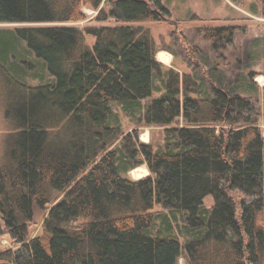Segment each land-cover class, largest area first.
<instances>
[{
    "label": "trees",
    "instance_id": "1",
    "mask_svg": "<svg viewBox=\"0 0 264 264\" xmlns=\"http://www.w3.org/2000/svg\"><path fill=\"white\" fill-rule=\"evenodd\" d=\"M84 6L116 24L69 25ZM171 16L162 0H0V24L21 26L0 30V104L15 126L0 152V238L14 248L0 247V263L264 264L262 115L226 74L214 83L164 69L151 30L136 24ZM235 32L207 35L221 50ZM21 44L47 82L26 80ZM144 100L137 126L166 128L157 150L111 122L114 103L141 112ZM142 165L150 175L130 179ZM156 207L185 229L165 217L152 234ZM38 208L48 210L45 231L30 238Z\"/></svg>",
    "mask_w": 264,
    "mask_h": 264
},
{
    "label": "rangeland",
    "instance_id": "2",
    "mask_svg": "<svg viewBox=\"0 0 264 264\" xmlns=\"http://www.w3.org/2000/svg\"><path fill=\"white\" fill-rule=\"evenodd\" d=\"M172 16L162 22L137 23L149 28L154 37L157 48V60L164 65V69H175L181 75L193 73L198 70L203 78L226 74L230 88L242 95L256 101V106L262 117L261 129L264 133V9L260 0H162ZM254 6V7H253ZM84 20L69 25L77 26L81 30L88 27L115 25V20L107 23L98 21L99 11L90 6L83 7ZM18 24H0L1 29H15ZM236 27V34L231 45H224L221 50L213 49L212 41L207 35L212 28ZM88 45L94 44V39L86 36ZM20 57L24 60L21 65L29 71L26 78L31 84L47 82L51 77L46 74L42 62L37 61L29 53L25 45L19 46ZM170 57V60L169 58ZM169 60V61H167ZM28 61V62H27ZM167 61V62H166ZM19 62V61H18ZM26 63V64H25ZM27 63H29L27 65ZM23 66V67H24ZM4 80L0 79V82ZM206 86L210 90L208 79ZM156 83L162 87L161 80ZM206 88V89H207ZM158 96L157 92L154 94ZM148 101H142V111L137 112L126 109L121 103L112 106L114 115L112 124L120 125L124 133L136 131L141 142L151 145L155 150L163 147L167 141L165 127L137 126L142 118L144 106ZM181 122V121H180ZM15 130V126L5 117V110L0 104V152L2 143L7 133ZM150 175L147 165L139 166L131 171L128 177L134 181L141 180ZM215 205L214 197L204 201V208L211 209ZM156 223L151 228L152 234L163 231L168 217L173 224L184 230L183 217L174 216L170 210L161 207L155 209ZM48 210L36 209L35 217L29 225L30 238H37L44 234V222ZM0 226H4L0 214ZM186 238H182L185 241ZM1 249L14 248L10 238H0ZM184 251L182 250V253ZM180 264H188L185 256L180 259Z\"/></svg>",
    "mask_w": 264,
    "mask_h": 264
},
{
    "label": "water",
    "instance_id": "3",
    "mask_svg": "<svg viewBox=\"0 0 264 264\" xmlns=\"http://www.w3.org/2000/svg\"><path fill=\"white\" fill-rule=\"evenodd\" d=\"M0 264H12V263H0Z\"/></svg>",
    "mask_w": 264,
    "mask_h": 264
},
{
    "label": "crops",
    "instance_id": "4",
    "mask_svg": "<svg viewBox=\"0 0 264 264\" xmlns=\"http://www.w3.org/2000/svg\"><path fill=\"white\" fill-rule=\"evenodd\" d=\"M168 58H169V60H170V57H168ZM169 60H167V61H169ZM167 61H166V62H167Z\"/></svg>",
    "mask_w": 264,
    "mask_h": 264
}]
</instances>
